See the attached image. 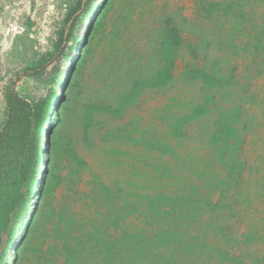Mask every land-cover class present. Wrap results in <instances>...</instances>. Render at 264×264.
<instances>
[{"label": "rangeland", "instance_id": "obj_1", "mask_svg": "<svg viewBox=\"0 0 264 264\" xmlns=\"http://www.w3.org/2000/svg\"><path fill=\"white\" fill-rule=\"evenodd\" d=\"M12 82L0 264H264V0H0Z\"/></svg>", "mask_w": 264, "mask_h": 264}, {"label": "trees", "instance_id": "obj_2", "mask_svg": "<svg viewBox=\"0 0 264 264\" xmlns=\"http://www.w3.org/2000/svg\"><path fill=\"white\" fill-rule=\"evenodd\" d=\"M5 102L0 124V199L10 194L11 184L39 150V129L32 130L33 106L16 92L13 82L6 89Z\"/></svg>", "mask_w": 264, "mask_h": 264}, {"label": "bare ground", "instance_id": "obj_3", "mask_svg": "<svg viewBox=\"0 0 264 264\" xmlns=\"http://www.w3.org/2000/svg\"><path fill=\"white\" fill-rule=\"evenodd\" d=\"M93 8H94V7H93ZM95 8H96V7H95ZM81 47H82V46H81ZM76 48H77V47H76ZM77 50H78V48H77ZM76 54H77V53H76ZM75 57H76V56H75ZM61 78H62V77H61ZM61 80H62V79H61ZM59 90H60V89H59ZM55 103H56V100H55V102L52 103V107L56 106ZM51 112H52V111H51ZM44 131H45V130H44ZM41 164H42V163H41ZM41 164H40V165H41ZM42 172H43V166L41 165V168H40V171H39V175H38L39 177L42 176ZM34 187H35V186H34ZM37 195H38V194H37ZM37 195H36V196H37ZM18 234H19V233H18Z\"/></svg>", "mask_w": 264, "mask_h": 264}]
</instances>
